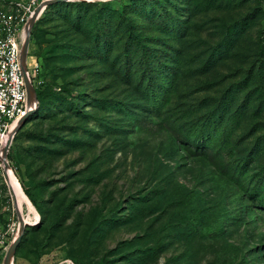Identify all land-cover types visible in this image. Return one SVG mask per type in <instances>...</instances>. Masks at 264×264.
<instances>
[{
  "label": "rangeland",
  "instance_id": "1",
  "mask_svg": "<svg viewBox=\"0 0 264 264\" xmlns=\"http://www.w3.org/2000/svg\"><path fill=\"white\" fill-rule=\"evenodd\" d=\"M114 5L101 37L98 7L34 24L47 105L9 160L35 213L0 173V264H264V0Z\"/></svg>",
  "mask_w": 264,
  "mask_h": 264
},
{
  "label": "built area",
  "instance_id": "2",
  "mask_svg": "<svg viewBox=\"0 0 264 264\" xmlns=\"http://www.w3.org/2000/svg\"><path fill=\"white\" fill-rule=\"evenodd\" d=\"M49 0H27L13 9L0 8V173L5 172L4 149L19 123L38 107L30 101L22 64V49L26 26L36 9ZM33 31V29H32ZM32 39V33H31ZM36 69V67H34ZM27 77L37 93L38 83L33 69L27 64ZM10 145L7 161L9 160Z\"/></svg>",
  "mask_w": 264,
  "mask_h": 264
},
{
  "label": "trees",
  "instance_id": "3",
  "mask_svg": "<svg viewBox=\"0 0 264 264\" xmlns=\"http://www.w3.org/2000/svg\"><path fill=\"white\" fill-rule=\"evenodd\" d=\"M115 2L127 3L128 0L96 2V3L87 2V1L53 3V4L49 5L48 8L46 9V11L43 13L41 21H45L48 18V16H63V15L69 14V13H73L74 11H77V14L79 15L80 14L79 12H82L84 10V8L89 10V8L93 9L95 7H98L101 12L97 13L98 14L97 27H99L98 28V32H99V36L101 37V35H103V33H106L105 29L103 28V26H105V21L104 20L106 19V21H107V16H108V18H109V16L111 18L112 15L115 14V8L117 6V5H114ZM128 10H130V5H123V13H122V16L120 15L122 17V19L120 18L118 21H115L114 25H119L121 27L124 26V27H126L128 29H133L134 28L135 25L133 24V21L128 18V15L130 14L128 12ZM78 15H76V17H75V20H76L75 22L81 23L82 19ZM33 34H34V28H33V31H32V39L31 40H33V38H34ZM100 37L98 38L99 40H100ZM131 40H132V38H130L128 40V43L126 44V48H125L126 50H129V47H130V44H131L130 43ZM135 43H137L138 45H142L143 46L142 41H136ZM127 53H128V51H127ZM145 54H148V52H146ZM37 97H38V101H39V107L41 105L40 103H42V102H43V106L47 105L46 103H44L43 96H42V91L39 90V88L37 89ZM63 100L64 99L61 97V95H56L55 98H54V101H52V103H51V104H53L56 107L55 110L51 111V112H54V113L49 114V115L46 114V115H42V116L43 117L48 116V117H45L46 119L54 117L55 116L54 114H56L57 111L60 110V107L64 106V101ZM44 112H45V110H44ZM34 116L35 115L32 113L27 118V120L29 118L34 117ZM200 142L198 141V139H195V141H193V144H198V146H201ZM203 145H204V143H203ZM203 145H202V147H203ZM10 163H11L13 172L16 173V168L12 165V162H10Z\"/></svg>",
  "mask_w": 264,
  "mask_h": 264
},
{
  "label": "water",
  "instance_id": "4",
  "mask_svg": "<svg viewBox=\"0 0 264 264\" xmlns=\"http://www.w3.org/2000/svg\"><path fill=\"white\" fill-rule=\"evenodd\" d=\"M62 1H66V2H75L76 0H49L43 4H41L35 11L33 17L30 19L29 23L26 26V39L23 45V49H22V64H23V71H24V75H25V81H26V86H27V90H28V94H29V99L30 101H37L38 105H39V101H38V97H37V93L35 91V89L33 88V86L31 85V83L28 80L27 77V59H28V53H29V47H30V40H31V33H32V29L34 27V24L36 23V21L38 20V18L40 17V15L44 12L45 8L53 3H59ZM82 1H88V0H82ZM99 1H112V0H99ZM40 13V15L38 17H36L38 14ZM27 118L23 119L18 127L16 128L15 132H14V136L16 134V132L26 123ZM13 137H10L9 143L6 144V147L4 149V160H5V172L8 175V172H11V167L10 164L7 161V153H8V147L11 144V141L13 140ZM21 219V218H20ZM22 220V219H21ZM23 222V220L21 221V223ZM17 244L18 242H15L12 247L9 249L7 257H6V261L5 264H11V257L15 251V249L17 248Z\"/></svg>",
  "mask_w": 264,
  "mask_h": 264
},
{
  "label": "bare ground",
  "instance_id": "5",
  "mask_svg": "<svg viewBox=\"0 0 264 264\" xmlns=\"http://www.w3.org/2000/svg\"><path fill=\"white\" fill-rule=\"evenodd\" d=\"M91 1V0H88ZM40 15V13L36 16L38 17ZM31 59V58H30ZM28 60V59H27ZM32 61V60H30ZM34 61V60H33ZM29 64V63H28ZM31 64V62H30ZM8 177H9V183H10V187L13 190L14 196L16 197L19 206L21 207V205L26 204L29 208L30 211L34 212V207L31 204V202L29 201V199L27 198V196L24 194L23 190L21 189V187L19 186V182L17 181V179L15 178L14 174L12 172H8ZM17 204V205H18ZM35 213V212H34ZM34 215V214H33ZM37 216V215H36ZM29 217V216H28ZM26 220V221H25ZM25 223H28L29 219H24Z\"/></svg>",
  "mask_w": 264,
  "mask_h": 264
}]
</instances>
